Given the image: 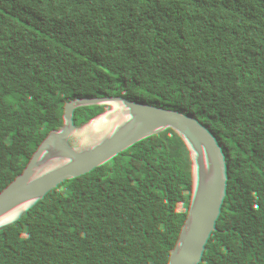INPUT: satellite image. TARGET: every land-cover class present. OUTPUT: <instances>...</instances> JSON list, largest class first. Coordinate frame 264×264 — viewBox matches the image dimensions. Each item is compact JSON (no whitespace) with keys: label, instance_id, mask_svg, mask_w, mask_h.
<instances>
[{"label":"trees","instance_id":"16d2710c","mask_svg":"<svg viewBox=\"0 0 264 264\" xmlns=\"http://www.w3.org/2000/svg\"><path fill=\"white\" fill-rule=\"evenodd\" d=\"M0 24V264H264V0H0Z\"/></svg>","mask_w":264,"mask_h":264},{"label":"rangeland","instance_id":"374dc122","mask_svg":"<svg viewBox=\"0 0 264 264\" xmlns=\"http://www.w3.org/2000/svg\"><path fill=\"white\" fill-rule=\"evenodd\" d=\"M205 15V11H203L200 15H198L193 22H197L201 20ZM218 26H214L211 28L208 33L216 30ZM4 30V24H0V31ZM191 36H182L181 37V50H184L187 47V43L190 40ZM183 72L188 75H193L198 79L203 77V72L197 69H193L191 67L183 68ZM212 79L215 81H219L223 84L227 85H235V82L231 80L229 77L221 75V74H212ZM252 88L249 86L247 88L245 100L242 109L239 111L240 117H244L247 114L250 115V118L255 120L258 114L259 105L256 102L251 101ZM177 114L182 113L186 116L196 117L199 115V111L195 108L186 105L185 103H180L175 111ZM208 116L211 119H214L218 126L227 127L229 126V106L218 104V103H210L208 109ZM181 254L187 256L189 258H196L201 255V252L196 247H188L181 251Z\"/></svg>","mask_w":264,"mask_h":264},{"label":"water","instance_id":"95a60500","mask_svg":"<svg viewBox=\"0 0 264 264\" xmlns=\"http://www.w3.org/2000/svg\"><path fill=\"white\" fill-rule=\"evenodd\" d=\"M70 84V82L69 81H67L66 83H65V85H69ZM83 150H86V148L84 147L83 148ZM59 220V219H58ZM52 230V227L49 229V231H51ZM44 232V231H43Z\"/></svg>","mask_w":264,"mask_h":264}]
</instances>
